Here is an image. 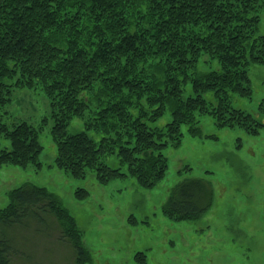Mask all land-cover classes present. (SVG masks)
Masks as SVG:
<instances>
[{"label": "trees", "instance_id": "1", "mask_svg": "<svg viewBox=\"0 0 264 264\" xmlns=\"http://www.w3.org/2000/svg\"><path fill=\"white\" fill-rule=\"evenodd\" d=\"M261 1L0 0V106L16 87H43L53 109L59 165L74 177L95 169L102 183L123 177V167L143 185L154 183L168 168L162 150L180 140L183 126L202 135L201 113L249 134L264 127L232 101L250 94V67L264 65ZM205 55L219 66L201 68ZM95 86L99 89L88 98ZM89 109L86 129L70 133L72 119ZM168 112V123L151 125ZM0 130L10 141L0 161H36L43 150L41 130L28 122ZM112 154L122 167L107 163ZM213 200L211 183L191 178L171 190L165 207L191 219ZM52 217L75 264L87 263L90 254L74 216L46 188L26 183L0 209V264L34 262L44 237L56 234Z\"/></svg>", "mask_w": 264, "mask_h": 264}, {"label": "rangeland", "instance_id": "2", "mask_svg": "<svg viewBox=\"0 0 264 264\" xmlns=\"http://www.w3.org/2000/svg\"><path fill=\"white\" fill-rule=\"evenodd\" d=\"M260 5L259 32L264 35L263 1ZM209 58L204 56L201 68L219 66L217 59ZM249 74L250 94L234 95L233 106L264 125V65L251 66ZM98 89L89 90L88 98ZM187 89L191 93L192 84ZM205 97L212 99L211 94ZM52 110L43 87H16L11 100L0 106V127L28 122L41 130L43 146L36 161H0V209L9 205L11 191L26 183L46 188L74 216L79 239L90 254L85 264H264V127L249 134L241 126H219L214 116L201 113L202 135L194 136L184 125L180 140L162 150L168 168L154 183L143 185L115 154L107 163L122 167L124 176L102 183L95 169L74 177L59 165ZM129 110L138 116L137 109ZM90 111L74 117L68 131L85 130ZM170 120L168 112L151 125L160 127ZM7 148L10 141L0 130V152ZM191 178L211 183L214 200L201 216L183 219L165 206L171 190ZM52 218L56 234L44 237L34 262L27 264H75L73 250L60 240V226ZM27 243L34 245L31 237Z\"/></svg>", "mask_w": 264, "mask_h": 264}]
</instances>
